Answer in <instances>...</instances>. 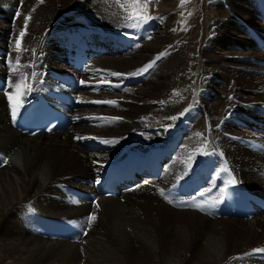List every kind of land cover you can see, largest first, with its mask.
<instances>
[{"label":"bare ground","instance_id":"1","mask_svg":"<svg viewBox=\"0 0 264 264\" xmlns=\"http://www.w3.org/2000/svg\"><path fill=\"white\" fill-rule=\"evenodd\" d=\"M160 1L162 8L153 15L154 18L138 24L137 20L127 19L128 9L116 5L118 0H44L43 3L39 0H0V80L7 84L6 88L0 87V158L8 160L4 164L0 159V264H264V252H252V249L264 248L263 212L244 218L211 216L195 207L179 204L177 197L168 196L166 192L168 200H165L158 191L175 182V179L188 175L191 165L208 159L214 164L213 170L221 171L224 179L228 178L264 195V132L260 134L264 128H256L258 124H264V104L253 103L264 96L257 97L259 90L237 86L235 102L242 104H225L232 106L229 110H234L235 115L233 112L231 115L225 113L227 119L222 120L233 123L230 117L236 118V112L238 116L245 113L244 119L247 121L239 117L235 124L239 127L245 125L243 129L257 132L252 136L259 143L253 141L252 137L247 142L244 136L231 137L230 145H240V152L257 164L255 168L249 166L245 169L241 165H232L225 155L227 152L224 154L215 141L223 133L238 129L230 124H225L227 128L220 127V121L210 115L209 104H199L198 94L192 93L188 99L180 94L181 91L179 95L170 96L157 95L154 91L156 85L170 86L171 76L182 75L188 64L186 51H179V41L172 40L174 32L170 22L175 16L172 0ZM252 1L254 4L261 0ZM253 7L255 10H252L251 4L250 7L246 6L245 17L250 21L255 17L261 19L255 4ZM66 12L67 16L64 15ZM29 15L31 19L27 34L22 38L21 51L17 53L16 40L23 29L24 17ZM219 17L213 23L219 26L212 32L211 43L205 41L207 38L202 40L207 45L206 52L199 51L201 57L209 61H201L200 72L208 77L206 87L213 80L210 74L214 70L227 76L231 74L232 66L229 63L235 51L230 49L229 41L234 35L236 38L232 40L237 46L251 48L244 63L256 67L258 71L260 66L256 63L264 58V51L259 45L261 42L264 44V30L258 27L250 29L243 23L251 34L250 40L241 34L240 23L232 25L231 21L223 19L224 24H220L222 21ZM231 17L237 21L236 15L231 14ZM84 20L103 27V34L96 38L106 44L107 51L100 57L92 58L76 72L64 65L52 33L60 28L83 24ZM7 23H12L11 27ZM136 24L138 26L134 27ZM48 33L50 36L42 40ZM212 43L220 45L218 54L214 53L217 48ZM166 49L167 54L147 72V78L152 79L148 85L141 75L127 78L109 75L110 72H133ZM16 56L20 57L19 62ZM212 61L218 63L214 62L215 65L211 67ZM13 68L16 69L14 72ZM38 69L51 75L76 77L87 83L81 84L78 89L66 91L76 100L73 114L80 119L58 132L28 136L18 132L9 117L27 92L25 85L32 89L37 87L34 81L39 77ZM250 73L255 77L256 84L263 87L264 81L257 79L260 75ZM121 79L125 81L123 89L128 88V92L110 87L108 83L100 84V90L93 91L99 81L118 84ZM47 80L46 77L40 88L52 89ZM222 82L220 86L224 95L221 94L218 100H233L234 95L225 91L229 81ZM53 88L58 89V86L55 84ZM109 91L118 93L120 97L114 99ZM153 99L165 103L159 104ZM97 100H116L119 106L91 102ZM128 101L142 102L141 106H132L133 114L151 110L152 117L132 119L124 108ZM83 103L95 107H85ZM186 108L188 111L179 117L178 114ZM94 110L100 114L94 113ZM171 116L179 117L174 125L171 124L173 120L166 121ZM93 117L123 119L101 121ZM251 123L254 127H251ZM159 125L173 126L157 141L151 142L149 136ZM178 128L184 131L177 132ZM131 131L137 132L128 134ZM196 133L203 135L197 136ZM76 136H97L112 142L105 144L93 139L77 140ZM171 139L175 142L170 145V158L158 179L143 178L120 190L116 196H102L97 192L98 171L114 155L118 154L119 157L132 148L145 150ZM123 142L125 144L120 145ZM241 143H246V147ZM92 146L93 150L90 149ZM181 154L187 155L188 159H180L177 163L175 160L182 157ZM144 181L149 183L145 184ZM160 183L166 186L163 188L158 185ZM58 185H63L67 193H70V187L86 190L91 193L92 200L69 195ZM218 194L219 191L215 190L207 196L209 205ZM97 203L98 209L95 207ZM93 212L97 220L89 229L85 218ZM81 229H85L81 232L83 236L79 234ZM85 232L87 235H84ZM232 257L237 258L230 259Z\"/></svg>","mask_w":264,"mask_h":264},{"label":"rangeland","instance_id":"2","mask_svg":"<svg viewBox=\"0 0 264 264\" xmlns=\"http://www.w3.org/2000/svg\"><path fill=\"white\" fill-rule=\"evenodd\" d=\"M111 1H114V0H111ZM118 1H119L118 3L115 2L116 5L118 4V6H121L123 8L126 6V8L128 9L127 10L125 8V11L126 10L128 11V18H127L128 20L129 19L130 20L131 19L136 20V19L130 18V17H134L135 16L134 14H136L137 12H139L141 15H145V14L151 15V16L156 15V13L158 11H160L161 8H162L161 1L159 2V0H145L144 3H137V2H134V0H121L122 2H125V3H122L120 0H118ZM171 2L173 3V8H174L173 10L175 12L174 13L175 14L174 20H171V22H170L171 26H173L172 28L175 29V31L173 30V32H174L173 34L174 35L172 36V40H176V41L178 40L179 41V51H182V50L186 51L188 64H187L186 69H185V71H184V73L182 75L176 74V75L171 76V85L170 86H165V85L159 86V85H156V86L153 87L154 91L156 92L157 95L165 94V95H169V96L171 94H173L174 90L176 92H180L181 91L180 94L182 93L184 95V97H186L188 99H189V97H191L192 93L198 94L199 95V104H202V105L203 104H205V105L209 104V106L207 108H208V110L210 112V115L216 121L217 120L220 121V123H221L220 127L227 128V127H225V126H227L225 124H230L232 127H235V128L238 129V131H236V132H225L222 135H220V136L215 138V141L218 142V145L220 146L219 148L222 150V152H224V154L227 152L225 155L228 156L227 158L232 163V165H234L235 167L241 165L244 169L246 167H249V166L251 168H255L257 164H255V162L252 160V158L247 157V155L245 156V154H243L244 152H240V151H242V149L239 148L240 145H237V144H231L230 145L231 137L232 136L233 137H237V135L238 136H244V138H246L245 139L246 142L251 137H252L251 139L253 141L256 140L258 142L257 138L252 136L253 133H257V132H253V131H250V130H245L246 128L243 129V127H242L243 125H240V127H242V128H240L237 124H235V122H237V120H239L238 119L239 117L242 118V120L244 119V117H246L245 113H240L239 116H238V114L236 112V116H237L236 118H235V116L230 117V120L233 123L229 122L228 120L222 122V120L227 119V115H230L231 112H233L234 115H235V111L234 110H229V109L232 108V106L225 105V104H234V103H236L235 102V99H236L235 95L236 96L238 95V93L236 92V87L237 86H246L248 89H251V90H254V89L259 90L258 91L259 95H257V97L264 95V86L263 87L262 86L259 87V85H257L256 82L254 81L255 77L250 73V72H254V73H257L258 75H260V78H257V79L259 81L263 82L264 81V77H262V76H264V63H262V61H261L262 59L260 60V62L257 63V66H260V69H262L263 71H261L260 69H258V71H256V67H254V66L251 67V65H248V64L244 63V61L247 58V56L250 55L248 53H249L251 48H243L241 46H237L238 44H235L233 42V40H232L233 38H236L235 35H234V37H232L231 40L229 41L230 49L232 48V50L235 51V52H233L232 59L230 60V63H229L232 66L231 67L232 68L231 74L227 76L224 73H221L220 71H218L217 69L214 70L210 74V76L212 77L213 80L209 83L208 87H206L205 84L208 81V77H207V75H203L202 76V73L200 72V70L202 68L201 67V65H202L201 61L207 62V63L209 61L207 60L208 58L201 57V55L199 53V51L200 52L203 51L204 53L206 52L207 45H205V43L202 42V40L204 38H207V39H205V41H207L208 44H210L211 41H212V32H213V30H216V26H219V25L213 24L216 21V17L220 16L218 18L220 21H222L223 19L225 21L226 20L231 21L232 25L233 24H235V25L239 24L241 21L246 20V22H248V23L250 22V23H253L255 25H258L261 29L264 30V28L262 27V25L264 26V24L261 25V23H260V21H258L259 19L257 17L252 19L253 21L252 20L250 21L249 19H247L245 17V13H247L246 12V6L250 7V4H251L252 10L254 9L253 1L252 0H185V3L183 5H181V0H172ZM76 7L78 8V6H76ZM219 8H221L222 10L220 11ZM247 10H248V8H247ZM222 11H224V12H222ZM233 12L235 14H233ZM254 12H256V11H254ZM67 13L68 12H66L64 15L67 16L68 15ZM189 13H191V15H189ZM231 14L233 16H235V15L237 16V21L238 22L236 21L235 18L231 17ZM78 17H81V16H78ZM231 18H232V20H231ZM124 22L125 21H123L122 23H124ZM243 23L244 22L240 23L241 27H242V30L240 29L242 31L241 34L245 35L246 37L248 36V38H249L250 37L249 33L246 31L245 27H243L244 26ZM7 24L10 27L12 25V23H7ZM220 24H224V22L222 21V22H220ZM255 27H257V26H255ZM212 45H214V44L212 43ZM214 47L217 48V49H214V53L218 54L219 50H221L220 45L216 46V44H215ZM244 52H246L247 54L244 53ZM43 53L45 54L44 57H46L47 54L44 52V50H43ZM243 55H245V56H243ZM2 56H3V54H2ZM44 60H45V58H44ZM45 62H46V60H45ZM214 62L218 63L217 61H212L211 62V67L215 65ZM14 64L16 65V63H14ZM247 72H248V75L246 74ZM249 73H250V75H249ZM147 76H148L147 73L142 75V79L144 78L143 82L145 81L144 83H146V84L149 81L150 82L152 81L151 77L147 78ZM223 79H225V80H223ZM222 81H225V82L229 81V86H228L227 90H225V91H227L230 94L234 95V99L233 100L226 101V102H221L220 100H218L221 97V94L224 95V90H222L221 86H220V85L223 84ZM137 83L139 84V80H138ZM137 83L135 85H138ZM141 85H144V84H141ZM131 86H134V85H131ZM122 88L123 87H121L120 89H122ZM111 90H112V88H111ZM109 92L111 93V95H112V97L114 99H117V97L118 98L120 97V95L118 93L115 94L113 91H109ZM152 101L159 103V101L157 99L156 100L153 99ZM260 101L255 103L256 101L254 100L253 103L254 104H264V96L261 98ZM153 102H148V103H150L152 105ZM237 102L238 103H236V104H242L239 101H237ZM127 103L128 104H125L126 106H124V108L126 109L125 112L130 114L132 119H136L137 120V119H147V118H151L152 117L151 110L145 111L142 114H133L132 106H137V105L141 106L142 102H130V101H128ZM118 104L119 103L117 102L116 106H119ZM159 104H161V103H159ZM82 105L85 106V107H87L89 105L93 106V104H84V103ZM96 106H98V105H96ZM93 107H95V105ZM82 108H84V107H81L80 109H82ZM160 110H161V108H160ZM94 111H96V110H94ZM97 111L94 112V113L100 114V112L98 113ZM229 112H230V114H229ZM248 117L251 119L250 115H248ZM176 120H173L171 122L169 119H166V121H170L171 124H173V123L175 124ZM243 121H247V120L244 119ZM249 121L252 122V119L249 120ZM171 127L164 126V125H159V126L154 127V134L153 135L151 134L149 136V138H151L150 141L151 142L157 141L158 137L162 136L164 134V132L169 130ZM251 127H254L252 125V123H251ZM256 128L263 129L264 128V124H258V126ZM240 129H241V131H240ZM250 129L252 130L254 128H250ZM181 130H182V132L184 131L183 129L178 128L177 132H179ZM136 132L137 131H135V132L131 131V132H128V134L132 135V134H134ZM241 132H244V133H241ZM263 132L264 131H261L260 134H262ZM185 133L186 132H184V134ZM188 133H186V134H188ZM130 135H124V137H128ZM228 138H230V139H228ZM241 141H243V140H241ZM123 144H125V142L121 143L120 145H123ZM194 144H197V143H194ZM241 144H242L243 147H246V143H241ZM93 147L94 146L90 147V149L93 150L92 149ZM130 147H133V146H130ZM118 149H119V147L115 148L116 151ZM82 150H84V149H82ZM180 156H182V154ZM186 157H187V155L179 157L175 161H177V163H178L180 161V159H184V160L188 159V157L187 158ZM241 158L242 159L245 158V160L242 161ZM252 163H253V166H251ZM154 181H157V180H154ZM158 185L163 187V188L166 186L163 183H160ZM58 188L63 189L66 192V190H65L63 185H58ZM67 194L70 195V193H67ZM55 199H57V196H55ZM237 221H245V220L238 219ZM83 230H85V229H81V231H79V234L81 236H83L81 234V232ZM78 264H81V263H78Z\"/></svg>","mask_w":264,"mask_h":264},{"label":"snow or ice","instance_id":"3","mask_svg":"<svg viewBox=\"0 0 264 264\" xmlns=\"http://www.w3.org/2000/svg\"><path fill=\"white\" fill-rule=\"evenodd\" d=\"M40 3H43L44 0H39ZM134 2H137V3H144L145 0H134ZM185 3V0H181V5H183ZM34 10V9H33ZM17 15L19 16L20 13L18 12ZM189 15H191V13H189ZM130 18H134L138 21V24L140 23H147L148 21L152 20L154 17L151 16V15H141L139 12H137L135 14L134 17H130ZM31 19V16H25L24 17V25H23V29L19 32V38L16 40V51L17 53H19L21 51V41H22V38L27 34L26 33V30L28 29V26H29V20ZM138 24L136 25H133L134 27L135 26H138ZM175 31V29H173ZM125 35H131L129 33H125ZM149 39H151V37L149 36L148 37ZM136 47H139V45H136ZM171 47V46H169ZM167 54V49L165 51H162L160 53L157 54V56L150 62H148L147 64L143 65L142 67H140L139 69H136L135 71L133 72H130V73H121V72H110L109 75L110 76H116V77H121V78H127V77H133V76H138V75H144L146 74L147 72H149L153 66L156 64V62L161 59L163 56H165ZM15 59L17 60V62H19V59L20 57L19 56H16ZM16 69L13 68V72L15 71ZM32 75H35V73H33ZM80 83L82 85H85L87 82L86 81H83L81 80ZM105 83H108L110 87H115V88H119L121 83H123V79H121V82L118 83V84H111L110 82L108 81H99L97 86L95 88H93V91H99L100 90V84H105ZM17 87H19V84H17ZM25 90L26 91H31L32 88L30 86H27L25 85ZM125 92H128L129 89L128 88H124L123 89ZM173 95H179L178 92H176L174 90L173 92ZM92 103H97V104H110V105H117V101L115 100H97V101H91ZM159 103L163 104L165 103V101H159ZM19 107H22V105H19L17 107H14L13 110H12V115L13 117L16 116L17 112L19 111ZM191 107V106H189ZM188 109H184L183 112L179 113L178 115L179 116H183L184 115V112H187ZM95 119H100L101 121H116V120H121L123 119L122 117H93ZM178 118V116H171V117H167V119L169 120H176ZM74 119H80V117H74ZM168 127H171V125H168ZM197 136H202L203 134L202 133H196ZM75 139L77 140H85V139H93V140H98L99 142L101 143H110L112 141L108 140V139H101V138H98L97 136H76ZM207 139V137H205V140ZM3 160V163L4 164H7L8 163V160L7 158H0ZM235 181H229V183H234ZM97 183H99V181H97ZM145 184H148L149 182L148 181H144ZM160 195L164 197L165 200H168V196L165 195V189H159L158 190ZM206 191H211L210 189L209 190H206ZM199 196L203 197L205 195V193H199L198 194ZM193 201H195V197L192 198ZM169 203H172L171 200L168 201ZM208 203L207 201H203L201 200L200 202H194L193 204L191 205H188L189 207H195L201 211L204 210V205ZM219 203V201H216V200H213L211 202V204L209 206H214L215 204ZM95 207L98 209L99 208V204H95ZM97 220V216L95 214V212L93 213H90L86 218H85V223L87 225V227L90 229L92 227V225L94 224V222ZM84 235H87V232L84 233ZM81 251L83 252V249H81ZM252 252L253 253H258V252H264V248H255V249H252ZM244 255H249V253H245ZM237 257H232L230 259H236Z\"/></svg>","mask_w":264,"mask_h":264}]
</instances>
